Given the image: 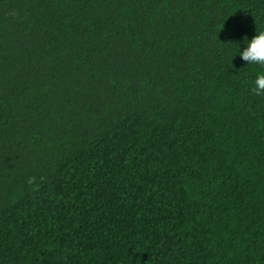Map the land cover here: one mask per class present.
Listing matches in <instances>:
<instances>
[{
    "label": "trees",
    "instance_id": "1",
    "mask_svg": "<svg viewBox=\"0 0 264 264\" xmlns=\"http://www.w3.org/2000/svg\"><path fill=\"white\" fill-rule=\"evenodd\" d=\"M264 0H0V264H264Z\"/></svg>",
    "mask_w": 264,
    "mask_h": 264
},
{
    "label": "clouds",
    "instance_id": "2",
    "mask_svg": "<svg viewBox=\"0 0 264 264\" xmlns=\"http://www.w3.org/2000/svg\"><path fill=\"white\" fill-rule=\"evenodd\" d=\"M240 58L249 65H259L264 68V29L256 32V34L246 41L243 50H237ZM257 95H264V73L258 74L254 81Z\"/></svg>",
    "mask_w": 264,
    "mask_h": 264
}]
</instances>
